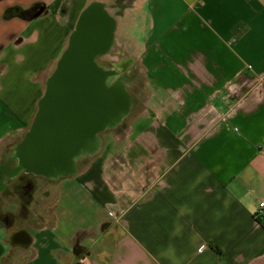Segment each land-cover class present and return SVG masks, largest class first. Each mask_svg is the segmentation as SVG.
Returning <instances> with one entry per match:
<instances>
[{
	"label": "crops",
	"instance_id": "obj_1",
	"mask_svg": "<svg viewBox=\"0 0 264 264\" xmlns=\"http://www.w3.org/2000/svg\"><path fill=\"white\" fill-rule=\"evenodd\" d=\"M94 2L143 98L63 180L22 264H264V0H0V144L30 128Z\"/></svg>",
	"mask_w": 264,
	"mask_h": 264
},
{
	"label": "water",
	"instance_id": "obj_2",
	"mask_svg": "<svg viewBox=\"0 0 264 264\" xmlns=\"http://www.w3.org/2000/svg\"><path fill=\"white\" fill-rule=\"evenodd\" d=\"M115 27L103 4L84 9L16 147L19 168L51 179L74 175L80 163L102 150V133L125 124L135 104L130 88L138 76H121L115 66L98 60L124 55L133 62L117 44Z\"/></svg>",
	"mask_w": 264,
	"mask_h": 264
},
{
	"label": "flooded vegetation",
	"instance_id": "obj_3",
	"mask_svg": "<svg viewBox=\"0 0 264 264\" xmlns=\"http://www.w3.org/2000/svg\"><path fill=\"white\" fill-rule=\"evenodd\" d=\"M107 66H115L121 76L132 77L139 73L137 64L131 62L124 55L112 56ZM140 83L141 79L134 82L136 91H139ZM136 102L137 99L135 98L134 106ZM125 128L126 124H123L117 131L122 133ZM24 135L21 138L7 142L3 157L2 159L0 158V264H16L13 261L19 253L22 258H18V260L26 259V252L31 249L33 239L32 233L26 226H17L20 221L12 209L1 208L2 203H10V205L19 203L18 208L24 214L23 218L25 221H27L29 218V206L35 202L38 193L37 178H42L53 185H57L61 181L73 177L71 175L59 179H51L32 174L25 168H19L15 153L16 147L21 143ZM44 193L49 195V190H44Z\"/></svg>",
	"mask_w": 264,
	"mask_h": 264
},
{
	"label": "rangeland",
	"instance_id": "obj_4",
	"mask_svg": "<svg viewBox=\"0 0 264 264\" xmlns=\"http://www.w3.org/2000/svg\"><path fill=\"white\" fill-rule=\"evenodd\" d=\"M111 58H112L111 55H106V56L102 55L101 57L98 58V60L100 63L105 64L107 66ZM136 76H138V80L141 79V83L139 85L140 87L139 91H136V87L134 86V83H133V87L132 88L129 87V88H130V92L133 95L134 99L135 98L137 99V102H136V105L133 107L131 115L126 119L125 124H127L129 121L135 118L137 111L139 109V105L141 104V101H142L141 99L143 98V90L145 88V85L143 83L141 72L136 74ZM138 80H134V82ZM116 133H118L117 129H113V130L102 133V137L104 139V145H103L102 150L106 154L110 152L111 150H113V148L107 146V141L110 140L114 135H116ZM9 141L11 140L5 141L2 144H0V158L1 159L3 157L5 145ZM86 164L87 162L80 163L79 168H82ZM36 183H37L38 193L36 195L35 202L29 206V209H28L29 218L27 221H25V219L23 218L24 214H22L18 208L19 203H13L12 205H10V203H2V207H1L2 209H7V208L12 209L15 215L18 217V220L20 221L17 224V226H21V225L26 226L32 234H36L38 229L42 225L46 224L47 222L49 225L55 224L56 217H57L56 206H57V201L59 198V189L63 181H61L57 185H53L52 183H49L42 178H37ZM44 190H49V195H46L44 193ZM18 258H22L20 253L16 256L13 262L14 263L16 262V264H22L26 260L23 258L22 260L20 259L21 260L20 261L18 260Z\"/></svg>",
	"mask_w": 264,
	"mask_h": 264
},
{
	"label": "built area",
	"instance_id": "obj_5",
	"mask_svg": "<svg viewBox=\"0 0 264 264\" xmlns=\"http://www.w3.org/2000/svg\"><path fill=\"white\" fill-rule=\"evenodd\" d=\"M260 206L263 208L264 207V201L260 202Z\"/></svg>",
	"mask_w": 264,
	"mask_h": 264
}]
</instances>
